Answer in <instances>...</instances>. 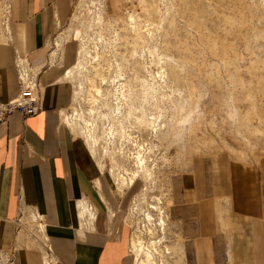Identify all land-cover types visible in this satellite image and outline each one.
Here are the masks:
<instances>
[{
	"label": "rangeland",
	"instance_id": "374dc122",
	"mask_svg": "<svg viewBox=\"0 0 264 264\" xmlns=\"http://www.w3.org/2000/svg\"><path fill=\"white\" fill-rule=\"evenodd\" d=\"M55 34L50 63L65 43L74 50L64 123L116 192L111 219L133 264H187L174 208L196 159L226 155L264 172V0H73ZM27 233L0 248V264H15Z\"/></svg>",
	"mask_w": 264,
	"mask_h": 264
},
{
	"label": "crops",
	"instance_id": "0c3cea01",
	"mask_svg": "<svg viewBox=\"0 0 264 264\" xmlns=\"http://www.w3.org/2000/svg\"><path fill=\"white\" fill-rule=\"evenodd\" d=\"M11 2L12 34L0 41V100L19 93L17 53L39 69L44 91L39 113L16 111L0 125V248L28 231L15 264H133L127 232L111 219L116 192L64 123L71 91L63 76L73 48L65 43L50 63L49 43L73 0ZM186 174L174 212L187 264H264V172L217 155L196 159ZM86 200L95 205L91 223L82 218Z\"/></svg>",
	"mask_w": 264,
	"mask_h": 264
},
{
	"label": "built area",
	"instance_id": "2783aa9c",
	"mask_svg": "<svg viewBox=\"0 0 264 264\" xmlns=\"http://www.w3.org/2000/svg\"><path fill=\"white\" fill-rule=\"evenodd\" d=\"M11 5L5 8L4 19L6 22L10 20ZM16 69L19 81V93L8 101L0 100V125L6 123L13 112L19 111L25 118L33 116L41 111V104L39 101V71L30 63L29 59L25 61L26 67H20V55L17 53ZM51 251V248H48Z\"/></svg>",
	"mask_w": 264,
	"mask_h": 264
},
{
	"label": "bare ground",
	"instance_id": "6f19581e",
	"mask_svg": "<svg viewBox=\"0 0 264 264\" xmlns=\"http://www.w3.org/2000/svg\"><path fill=\"white\" fill-rule=\"evenodd\" d=\"M10 0H2V2H1V7H2V9L4 10V12H5V8L7 7V6H9V4L11 5V3L9 2ZM11 7V6H10ZM2 10V11H3ZM4 16V15H3ZM10 17V16H9ZM3 22H5V25H6V30L8 31L9 29H8V26H9V21L8 22H6V20L5 21H3ZM8 34V33H7ZM20 55V54H19ZM25 61H27V57H24V56H22V55H20V59H19V65H20V67H26V65H25ZM34 68L37 70V68H36V66H34ZM39 70V69H38ZM37 70V71H38ZM69 73H71V70H69L68 71ZM38 77H39V75H38ZM39 82H40V80H39ZM39 92H38V95H39V101H40V104H41V108H42V98L40 97L41 95H40V92L42 91L41 89H42V85H40L39 86ZM40 112V111H39ZM38 112V113H39ZM36 115V114H35ZM142 160V159H141ZM141 167V166H140ZM91 210H93V208L91 207V206H89V205H84V207L82 208V211H83V216H86V215H88V214H90L91 216L93 215V212L91 211ZM94 216V215H93ZM162 223L164 224V220H162ZM135 247L137 248V250H138V256L140 255V252H143L144 251V248H143V245L139 242V243H135ZM47 248V260H50L49 258H50V254H51V251H49V246H47L46 247ZM51 248V247H50ZM1 251V250H0ZM146 254H147V256H149V253L148 252H146ZM150 257H151V255H150ZM45 264H51V262L49 261H46L45 260ZM141 264H145L144 262H141Z\"/></svg>",
	"mask_w": 264,
	"mask_h": 264
}]
</instances>
